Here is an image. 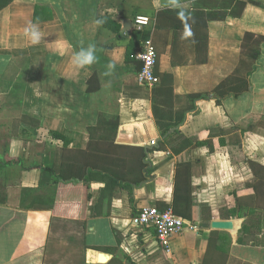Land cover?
<instances>
[{
	"label": "crops",
	"instance_id": "0c3cea01",
	"mask_svg": "<svg viewBox=\"0 0 264 264\" xmlns=\"http://www.w3.org/2000/svg\"><path fill=\"white\" fill-rule=\"evenodd\" d=\"M241 1L247 4L240 16L221 7L229 0H176V6L171 0H14L0 10V161L6 155L13 161L0 171L6 195L0 264H203L210 231L190 223L166 252L152 229L130 222L143 208L171 206L178 158L158 144L165 140L160 131L173 129L202 143L180 155L190 162L195 214L206 222L233 221L231 231H217L215 249L225 253V264H264V172L250 166L264 169V46L255 71L244 53L247 34L264 37V0ZM202 6L206 27L191 28L190 37L156 34L165 43L156 67L160 84L141 85L133 55L146 34L152 39L156 13ZM138 16L151 25L136 30ZM101 18L119 26L118 34ZM29 24L38 26V44L25 35ZM88 47L96 62L76 69L73 54ZM113 130L117 144L149 150L147 178L131 198L117 188L103 204L104 185L93 181L78 218L20 207L22 190L38 188V168L60 156L63 142L54 133L79 150L90 132ZM247 195L259 199L255 210L242 208L240 218H230L236 197Z\"/></svg>",
	"mask_w": 264,
	"mask_h": 264
},
{
	"label": "trees",
	"instance_id": "16d2710c",
	"mask_svg": "<svg viewBox=\"0 0 264 264\" xmlns=\"http://www.w3.org/2000/svg\"><path fill=\"white\" fill-rule=\"evenodd\" d=\"M13 1L0 0V10ZM207 1L211 2L212 0ZM229 2L233 3L229 16H240L247 4L241 0H229ZM248 2L258 5V3L253 1ZM203 4L205 5L206 3L203 1ZM205 6L197 7L198 9L195 8L192 12L185 10H164L156 13L152 43L158 58L164 52L165 43L163 45L158 43L155 38L156 34L162 32L168 33L170 30L173 32L185 31V23L191 28L206 27L208 16L205 14ZM233 8L238 12L236 13V10L233 11ZM181 12L184 13V17L179 15ZM99 22L105 28L118 34L119 26L112 21L101 18ZM146 36L148 35L146 34ZM262 45L264 46V37L247 34L246 51L244 53L253 61V71L260 65L259 59L262 55L260 46ZM200 98L199 96L195 99ZM113 125L116 128L117 122ZM92 132L89 134L85 148L79 150L71 149L70 138L58 133L53 134L63 142L60 156L51 167L38 168L40 171L38 188L35 190H22L20 199L21 208L28 210H50L56 216L78 218V213L81 210L80 207L84 208L88 199V185L93 181L101 182L104 185L98 199L103 201V204L110 198L113 190L117 188L125 190L131 198L133 188L142 184L147 178L145 174V159L149 150L143 147L117 144L115 142L116 130L102 131V134H92ZM167 132L160 131L161 137H165V140L159 142L158 150L168 147L171 153L178 158L175 169L173 198L169 208L175 215L191 224L196 221H204L201 216L195 214L192 204L190 162L180 158L181 154H186L189 150L198 147L202 143L196 139L185 138L179 131H174L171 135L166 136ZM231 132L232 130L224 131L222 134L225 136ZM211 150L210 146L209 151ZM12 163L13 161L6 155V159L0 161V171L4 167L12 165ZM250 166L256 172H264L263 168H259L252 163ZM50 191H52V197L46 195ZM5 202L4 185L0 184V204H4ZM235 202L236 206L231 211L230 218H240L242 208H248L251 214L255 210L256 202H259V199L247 195L245 197H236ZM218 239V232L210 231L203 264H225L227 256L225 253H218L217 249H215ZM239 241L241 242V240Z\"/></svg>",
	"mask_w": 264,
	"mask_h": 264
},
{
	"label": "built area",
	"instance_id": "2783aa9c",
	"mask_svg": "<svg viewBox=\"0 0 264 264\" xmlns=\"http://www.w3.org/2000/svg\"><path fill=\"white\" fill-rule=\"evenodd\" d=\"M133 25L136 30L143 31L151 25V21L147 17L138 16L134 19ZM133 59L139 63L136 76L138 82L151 89L157 87L160 84V78L156 72L158 56L149 35L141 42ZM151 145L155 143L152 142ZM130 222L134 228L152 229L158 246L166 252L170 251L172 239L191 225L175 215L170 208L160 210L155 206L141 209Z\"/></svg>",
	"mask_w": 264,
	"mask_h": 264
},
{
	"label": "clouds",
	"instance_id": "9594fccd",
	"mask_svg": "<svg viewBox=\"0 0 264 264\" xmlns=\"http://www.w3.org/2000/svg\"><path fill=\"white\" fill-rule=\"evenodd\" d=\"M172 5L176 6V0H171ZM181 17H184V13L181 12L179 14ZM185 33L184 35L187 37H190L192 35L191 27L185 23ZM25 35L28 37L30 42L32 44H38L41 40V33L38 29V26L36 24H29L25 30ZM96 55H95V48L94 47H88V48H81L78 52H75L72 56V63L76 69H83L85 67L91 66L96 62ZM114 67V65L109 64L108 69L111 71V69Z\"/></svg>",
	"mask_w": 264,
	"mask_h": 264
},
{
	"label": "water",
	"instance_id": "95a60500",
	"mask_svg": "<svg viewBox=\"0 0 264 264\" xmlns=\"http://www.w3.org/2000/svg\"><path fill=\"white\" fill-rule=\"evenodd\" d=\"M124 30H126L125 24H123ZM174 132V129L169 131L167 135ZM166 135V136H167ZM193 226L198 230L202 231H231L234 228L233 221H196L193 223Z\"/></svg>",
	"mask_w": 264,
	"mask_h": 264
},
{
	"label": "rangeland",
	"instance_id": "374dc122",
	"mask_svg": "<svg viewBox=\"0 0 264 264\" xmlns=\"http://www.w3.org/2000/svg\"><path fill=\"white\" fill-rule=\"evenodd\" d=\"M221 7H222L223 9L230 8V10H231V4H230V2L222 3V4H221ZM235 10H236V9L233 8V11H235ZM69 237H70V236H69Z\"/></svg>",
	"mask_w": 264,
	"mask_h": 264
}]
</instances>
